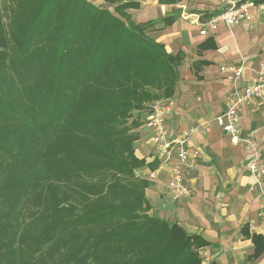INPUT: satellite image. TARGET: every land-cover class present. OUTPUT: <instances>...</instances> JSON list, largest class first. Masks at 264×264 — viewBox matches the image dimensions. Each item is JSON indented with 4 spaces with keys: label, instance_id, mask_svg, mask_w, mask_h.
<instances>
[{
    "label": "trees",
    "instance_id": "trees-1",
    "mask_svg": "<svg viewBox=\"0 0 264 264\" xmlns=\"http://www.w3.org/2000/svg\"><path fill=\"white\" fill-rule=\"evenodd\" d=\"M101 1L0 13V264H202L206 241L149 214L135 175L133 129L173 95L182 53L131 20L140 0Z\"/></svg>",
    "mask_w": 264,
    "mask_h": 264
},
{
    "label": "crops",
    "instance_id": "crops-1",
    "mask_svg": "<svg viewBox=\"0 0 264 264\" xmlns=\"http://www.w3.org/2000/svg\"><path fill=\"white\" fill-rule=\"evenodd\" d=\"M257 6L260 13L248 24L222 27L208 36L199 35L196 24L220 11V0H140L137 8L127 10L135 23L157 20L161 25H154V39L168 53L183 56L173 95L165 99L171 103L166 128L170 135L195 129L188 144L198 150V157L195 167L185 172L193 193L174 197L167 181L169 166L156 158L151 131L143 124L133 129L137 134L134 154L145 162L135 175L149 183L144 190L151 205L149 214L176 222L206 241L198 249L202 264H264V250L254 254L252 239L253 235L264 239V221H257L254 229L248 226L260 200L248 170L252 154L230 143L215 120L234 85L219 67L242 63L238 83L247 84L264 60V3ZM240 126L264 160V103L243 107Z\"/></svg>",
    "mask_w": 264,
    "mask_h": 264
},
{
    "label": "built area",
    "instance_id": "built-area-1",
    "mask_svg": "<svg viewBox=\"0 0 264 264\" xmlns=\"http://www.w3.org/2000/svg\"><path fill=\"white\" fill-rule=\"evenodd\" d=\"M221 10L204 20H198L199 35H214L220 28L230 29L253 19L255 4L251 0H220ZM243 64L221 65L219 71L234 82L232 92L227 96L223 111L215 117L218 125L228 135L230 143L242 147L252 154L248 170L259 192L260 200L254 216L249 219L251 229L257 221H264V160L259 158L253 139L245 135L240 126V111L243 107L264 103V60L258 63L254 79L249 83H238L242 76ZM168 100L153 102L144 118V126L151 131V140L156 148V158L166 163L168 185L175 198L190 197L193 193L186 182L185 172L196 165L198 150L190 147L189 137L194 128H186L170 135L166 118L170 112Z\"/></svg>",
    "mask_w": 264,
    "mask_h": 264
},
{
    "label": "rangeland",
    "instance_id": "rangeland-1",
    "mask_svg": "<svg viewBox=\"0 0 264 264\" xmlns=\"http://www.w3.org/2000/svg\"><path fill=\"white\" fill-rule=\"evenodd\" d=\"M95 3H99L100 4V0H93ZM102 3V2H101ZM8 9H9V0H0V13L4 16V21L5 22H7V18H6V11H8ZM260 13V8H259V6H257V5H255V7L253 8V19L252 20H254L255 19V17L257 16V13ZM251 20V21H252ZM250 21V22H251ZM158 24V23H157ZM240 24H248V23H240ZM161 24L159 23L157 26H160ZM196 26H197V29H199V26H198V24H196ZM156 29H149L148 30V34H149V36H151V37H155V35H156V31H155ZM226 101V100H225ZM225 101H224V103H225ZM146 111H143L141 114H140V117H141V119H144L145 118V113ZM143 125H144V122H143Z\"/></svg>",
    "mask_w": 264,
    "mask_h": 264
}]
</instances>
